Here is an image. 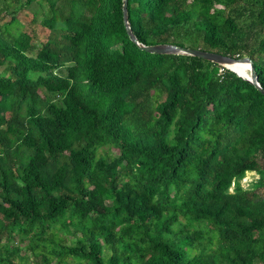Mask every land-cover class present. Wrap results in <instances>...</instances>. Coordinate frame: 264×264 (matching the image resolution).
I'll return each instance as SVG.
<instances>
[{
	"label": "trees",
	"instance_id": "1",
	"mask_svg": "<svg viewBox=\"0 0 264 264\" xmlns=\"http://www.w3.org/2000/svg\"><path fill=\"white\" fill-rule=\"evenodd\" d=\"M123 4L0 0V264H264V93ZM128 11L264 89V0Z\"/></svg>",
	"mask_w": 264,
	"mask_h": 264
},
{
	"label": "water",
	"instance_id": "2",
	"mask_svg": "<svg viewBox=\"0 0 264 264\" xmlns=\"http://www.w3.org/2000/svg\"><path fill=\"white\" fill-rule=\"evenodd\" d=\"M123 14H124V22L127 28V31L132 38L133 41H135L142 49L147 50L152 53H181V54H188V55H194L198 57L205 58L207 60H211L213 62H216L220 65H223L233 71L231 67H229V64L235 63V62H246L249 64V73L247 74V77L237 72L239 76H242L244 78H247L249 81L254 83L263 93L264 89L259 82V77L256 72L254 61L250 56H245L242 58H235L232 56L224 55L218 52H212V51H206L196 48H190V47H182L176 44L171 43H162V44H152V45H145L142 44L135 33L133 32L129 20V11H128V0H124L123 4Z\"/></svg>",
	"mask_w": 264,
	"mask_h": 264
},
{
	"label": "rangeland",
	"instance_id": "3",
	"mask_svg": "<svg viewBox=\"0 0 264 264\" xmlns=\"http://www.w3.org/2000/svg\"><path fill=\"white\" fill-rule=\"evenodd\" d=\"M35 10H38V12H39V8H38V4H33L31 7H30V9H29V11L28 12H30L31 14H28V17L26 18V19H31L32 18V15L34 14V11ZM21 14V13H20ZM24 17V16H23ZM38 17H39V19H41V17H42V12L41 13H39V15H38ZM8 19V17L6 18V20ZM25 20V19H24ZM258 174L257 173H255V172H247V174H246V177L242 180V185H243V187H245V188H249L250 187V184L253 182V181H255V180H257V178H258Z\"/></svg>",
	"mask_w": 264,
	"mask_h": 264
},
{
	"label": "bare ground",
	"instance_id": "4",
	"mask_svg": "<svg viewBox=\"0 0 264 264\" xmlns=\"http://www.w3.org/2000/svg\"><path fill=\"white\" fill-rule=\"evenodd\" d=\"M229 67L234 69L235 71L239 72L240 74L247 77V74L249 73V64L246 62H235L232 64H229Z\"/></svg>",
	"mask_w": 264,
	"mask_h": 264
}]
</instances>
